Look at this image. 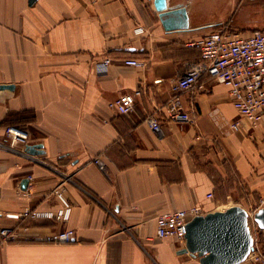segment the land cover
I'll use <instances>...</instances> for the list:
<instances>
[{
  "label": "crops",
  "instance_id": "1",
  "mask_svg": "<svg viewBox=\"0 0 264 264\" xmlns=\"http://www.w3.org/2000/svg\"><path fill=\"white\" fill-rule=\"evenodd\" d=\"M166 1L185 9L186 23H163L153 0H0V84H14L0 88V227L15 233L0 236V264H199L177 253L183 242L156 238L160 212L219 209L236 187L264 206V115L232 128L240 117L228 87L211 76L182 96L193 123L158 110L171 81L199 57L187 43L224 23L238 0ZM105 56L111 64L98 75ZM125 57L144 65H124ZM136 87L131 112L108 106ZM152 112L159 132L144 122ZM6 125L26 128L28 144L44 152L9 147ZM56 187L71 204L67 220L4 215L56 210ZM64 228L73 229L71 241L44 240Z\"/></svg>",
  "mask_w": 264,
  "mask_h": 264
},
{
  "label": "built area",
  "instance_id": "2",
  "mask_svg": "<svg viewBox=\"0 0 264 264\" xmlns=\"http://www.w3.org/2000/svg\"><path fill=\"white\" fill-rule=\"evenodd\" d=\"M142 31L141 27L136 29ZM197 46L199 57L186 65L183 73L170 83V97L158 110L164 116L176 122L193 123L195 114L191 109H184L182 96L185 92L204 88L200 78L214 77L218 82L228 87L231 101L237 110L239 119L231 123V127L238 129L240 119L246 118L256 122L264 115V28L241 31L232 29L225 23H220L200 38L187 43ZM112 58L105 56L96 63L98 75L105 74ZM122 64L141 67L142 60L134 57H125ZM140 94L136 87L133 92L123 93L108 101V106L118 113H129L133 110L135 98ZM144 122L155 132L161 131V119L158 113H149ZM6 143L9 147L19 146L24 152L28 144L29 132L26 128L17 125H6L3 129ZM4 145L0 141V146ZM93 162L103 169L104 165L99 158ZM31 179V176H27ZM54 193L60 205L56 210L40 212L24 208L17 213H4L6 217L21 219L23 217L45 216L60 220H67L71 213V204L63 196L61 188H55ZM211 197L212 193H208ZM204 214L200 207L191 205L171 211L160 212L155 218V236L158 239H172L184 243L186 223L195 215ZM73 229L64 228L47 234L44 240L54 243H65L73 239ZM0 236L3 240L15 238V233L9 227H0ZM248 258L256 263L264 262V251L254 245Z\"/></svg>",
  "mask_w": 264,
  "mask_h": 264
},
{
  "label": "water",
  "instance_id": "3",
  "mask_svg": "<svg viewBox=\"0 0 264 264\" xmlns=\"http://www.w3.org/2000/svg\"><path fill=\"white\" fill-rule=\"evenodd\" d=\"M34 1L28 0V3ZM153 5L160 12L163 23L166 20L176 24L187 22L183 7H168L166 0H153ZM164 17H167L166 20ZM0 88L13 89L14 84H0ZM24 150L29 154L44 152L41 143L26 144ZM27 182V178H23L20 187L24 189ZM253 218L258 228L264 229V206L254 212ZM185 228L184 245L177 253L196 255L199 264H240L248 257L253 246L248 213L237 204L195 215Z\"/></svg>",
  "mask_w": 264,
  "mask_h": 264
},
{
  "label": "rangeland",
  "instance_id": "4",
  "mask_svg": "<svg viewBox=\"0 0 264 264\" xmlns=\"http://www.w3.org/2000/svg\"><path fill=\"white\" fill-rule=\"evenodd\" d=\"M237 3V8L223 20L228 27L238 30L264 28V0H238ZM243 190L236 187L231 191L229 198L223 195L219 209L233 204L242 206L248 213V225L254 245L262 249L264 247V229L258 228L253 218L254 212L261 204L255 199L248 198L247 193Z\"/></svg>",
  "mask_w": 264,
  "mask_h": 264
}]
</instances>
